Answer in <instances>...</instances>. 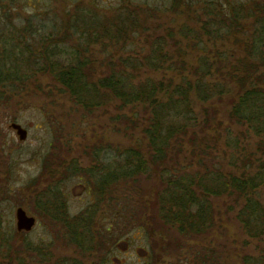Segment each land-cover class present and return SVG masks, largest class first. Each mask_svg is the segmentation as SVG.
I'll use <instances>...</instances> for the list:
<instances>
[{
	"label": "trees",
	"instance_id": "trees-1",
	"mask_svg": "<svg viewBox=\"0 0 264 264\" xmlns=\"http://www.w3.org/2000/svg\"><path fill=\"white\" fill-rule=\"evenodd\" d=\"M246 7L232 14L213 7L209 19L189 15L190 24L179 26L176 17L164 21L148 9L79 5L51 32L2 15L0 100H11L9 93L65 95L87 114L115 105L117 121L142 129L147 142L116 147L118 187L152 171L159 180L149 222L172 227L165 234L180 235L189 247L216 225L215 199L227 198L243 233L264 242V9ZM248 15L255 22L250 41L242 37ZM225 42L233 54L219 48ZM221 103L225 128L217 121ZM132 209L128 196L117 199L122 218ZM206 254L198 263L207 264ZM243 261L264 264V253Z\"/></svg>",
	"mask_w": 264,
	"mask_h": 264
},
{
	"label": "rangeland",
	"instance_id": "rangeland-1",
	"mask_svg": "<svg viewBox=\"0 0 264 264\" xmlns=\"http://www.w3.org/2000/svg\"><path fill=\"white\" fill-rule=\"evenodd\" d=\"M211 1L214 0H195L194 4L201 6L196 8H173L172 5L175 0H0V17L2 15L8 16V18L15 21L14 23L17 26L22 28L25 27L24 25L31 24L34 29L39 28L42 31L51 32L54 28L60 26L63 19L69 14H76V6L98 4L101 7L100 9H109L127 5L148 9L151 16L159 15V19L164 21L176 17V20L174 19L175 24L179 23V26H181L182 23L190 24L189 15L195 18L197 14L196 20L209 19L208 12L212 14L213 7L204 8V5L206 2ZM222 1L226 2V0ZM229 1H232L234 7L225 8L231 14L237 8L236 3H244L245 8H248L246 6L261 5L264 9V0ZM206 5L208 6V4ZM216 8L223 7L216 6ZM247 17L243 24H246L245 26H248V28L242 37L250 41L252 40L251 26L255 22L249 15ZM230 44L231 42H225L220 44L219 48L222 51L226 50L225 53H228L227 49L230 48ZM140 49L143 50V48ZM210 49L212 48L208 45L207 51ZM230 53L233 54L232 51H229L228 54L230 55ZM239 53L241 51L236 48V54ZM46 83L45 81L43 85ZM50 90L47 89L46 92L49 93ZM61 96H63L62 99H59L43 94L35 95L31 92H22L17 93L16 96L9 93L11 100H0V230L8 240L3 243V236H0V264H10L8 263L10 259L17 260L14 264H17L18 259H24L27 263H30L35 256L40 257L43 254H40V249L42 252L45 251L48 248L50 238L53 237L46 230L48 221L46 218L40 217L39 212L35 209L32 197L28 195L30 188L38 191L39 188L48 185V180L41 179L40 174L43 161L52 150L51 146L57 147V151H62L66 143L85 144L93 135H100V137L94 136L93 139L97 141L101 138L106 144H113L115 147L140 146L147 148L142 129L138 127L134 131L131 129L130 124L117 121L115 116L118 114V110L115 105L109 107V109L104 108L100 112H96L97 114H87L81 108L76 107L70 99L64 98L65 95ZM220 105L217 121L223 120L222 124L225 128L230 122L225 115V105L222 103ZM209 108L210 106L207 107V109ZM196 111L200 114L199 106H197ZM127 113L131 115L130 112L127 111ZM12 123H18L28 131L29 135L26 141L20 142L18 140L15 131L10 127ZM233 130L236 134L243 132V130L239 131L237 126H233ZM219 132H223L220 127ZM208 138L210 139V137ZM218 145L222 150H226L225 139L222 140V137ZM222 150H220L221 157L227 158L229 153L224 155ZM233 171L236 172L235 169ZM151 173L149 176H139L135 184H126L122 189L117 187V199L128 196L130 204L134 208L121 219V225H136L143 220V216L147 212L151 213L150 215L156 213V209L152 207V201H154L157 191L160 190V184L156 173L153 171ZM76 192L78 191L76 190ZM261 195L264 204V190ZM215 200V209H217L216 225L207 234L195 239L196 253H175L166 244L167 251L162 253L161 264H189V257H191L193 264H204L198 263L197 259L201 255L202 257L205 256V253L208 257L207 264H244L243 260L246 256L258 258L264 253V242L250 240L243 233L241 225L235 218L236 210H228V207L233 206L235 203L233 204L227 198ZM18 207L24 208L29 216L38 219L34 230L27 234V237L25 235L21 237V240L14 235L17 231L15 211ZM132 212L134 216L131 215ZM126 217H131V221L125 222ZM100 224H103L102 218ZM151 225L164 226V229H162L164 233L169 229L160 222H151ZM167 235L165 237L166 241H168ZM180 240H184V238ZM184 242L187 244V241ZM145 244L147 245V241ZM120 245V252H124V244L121 243ZM54 247L59 254L64 251V245H59L58 240H56ZM132 250L135 251V248ZM193 255L195 258H193ZM11 256L12 258H8ZM123 257L125 260H129L128 255L123 254Z\"/></svg>",
	"mask_w": 264,
	"mask_h": 264
},
{
	"label": "flooded vegetation",
	"instance_id": "flooded-vegetation-1",
	"mask_svg": "<svg viewBox=\"0 0 264 264\" xmlns=\"http://www.w3.org/2000/svg\"><path fill=\"white\" fill-rule=\"evenodd\" d=\"M231 2L214 0L206 2L208 6L205 4L204 8L234 7ZM194 3L195 0H175L172 6L201 7ZM236 4L237 8L244 7V3ZM92 6L101 8L98 4ZM15 134L20 142L26 141L29 135L27 132L26 138L21 140L18 132L15 131ZM94 136L100 137L93 135L85 144L66 143L62 151H57V147L51 146L52 150L45 157L40 174L41 179L48 180V185L38 191L33 188L34 192L30 188L28 195L32 197L40 217L48 221L46 230L53 237L50 238L45 251L40 249V254L43 253L40 257L35 256L33 259L36 260L32 259L30 263L18 259L17 264H161L162 253L167 251L166 244L175 253L195 254L194 241L189 243V247L183 240L166 241L162 230L164 226H154L148 221L147 217L151 213L147 212L143 220L136 225L120 224L122 217L117 213L116 196V147L106 144L101 138L95 141ZM19 209H23L27 215L28 213L22 207L15 211L17 231L14 235L21 240V237H27V234L34 230L38 219L28 215L35 219V225L30 231H19ZM101 218L103 224H100ZM129 221L131 217H126L125 222ZM0 236H3L1 230ZM167 237L181 239L180 235ZM2 238L3 243L8 241L6 237ZM56 240L59 245H64L61 254L54 249ZM121 243L124 244V252H120ZM134 248L135 251L132 250ZM123 254L128 255L129 260H125ZM191 260L189 257V264H193ZM16 261L10 259L8 263L14 264Z\"/></svg>",
	"mask_w": 264,
	"mask_h": 264
},
{
	"label": "water",
	"instance_id": "water-1",
	"mask_svg": "<svg viewBox=\"0 0 264 264\" xmlns=\"http://www.w3.org/2000/svg\"><path fill=\"white\" fill-rule=\"evenodd\" d=\"M11 128L18 132L21 140H24L26 138L28 131L24 129L20 124L14 123L12 124ZM17 221L19 231H30L35 225V219L33 217H29L23 209H19L17 211Z\"/></svg>",
	"mask_w": 264,
	"mask_h": 264
}]
</instances>
